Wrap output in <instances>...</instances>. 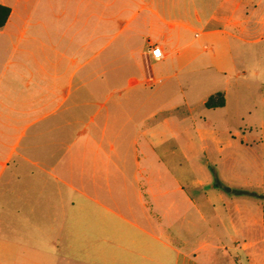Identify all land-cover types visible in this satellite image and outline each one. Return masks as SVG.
<instances>
[{
    "label": "crops",
    "instance_id": "1",
    "mask_svg": "<svg viewBox=\"0 0 264 264\" xmlns=\"http://www.w3.org/2000/svg\"><path fill=\"white\" fill-rule=\"evenodd\" d=\"M245 1L225 0L227 12L213 19L240 26L246 20L240 13ZM153 2L0 0L9 8L0 26V68L5 54L21 51L19 38L28 26L32 38L45 35L41 46L53 53L99 52L125 29L129 36L144 38L138 47L141 61L104 62L81 77L77 75L89 65V57H68L66 66L51 59L39 67L41 75L27 93L14 78L3 81L0 77V177L16 151L15 136L22 123L54 117L44 131L49 169L41 179L49 192L55 187L58 196L52 200L61 207L63 218L21 221V204L36 202L38 175L28 174L29 183L19 191L2 192L13 198L6 201L11 204L4 213L10 238L0 239V264H21V260L22 264H211L209 247L224 246L223 234L237 246L226 224L239 234L263 227L262 205L243 200L242 208L235 207L236 215H230L231 200L219 189L226 180L214 177L210 168L216 163L210 155L222 150L221 138L197 127L168 126L166 117L156 119L168 110L165 103L159 105L152 93L121 92L117 72L106 73L108 67L127 65L135 72L128 77L127 87L148 86V79L156 81L153 62L174 57L177 48L170 49L172 39L164 28L172 29L178 22L151 9ZM39 5L45 22L34 18ZM154 44L163 52L159 60L149 52ZM151 119L156 123L151 125ZM29 148L36 147L31 143ZM20 178L13 176L17 182ZM239 180L240 189L224 186V191L264 199V194L250 190L252 178ZM253 181L261 184V178ZM70 192L68 200L64 196ZM22 226L30 238L39 237L31 229L40 230L49 244L43 249L30 240L23 255ZM250 244L244 242L241 247L248 264H261L258 252L248 251ZM197 250L201 253L194 254Z\"/></svg>",
    "mask_w": 264,
    "mask_h": 264
},
{
    "label": "rangeland",
    "instance_id": "2",
    "mask_svg": "<svg viewBox=\"0 0 264 264\" xmlns=\"http://www.w3.org/2000/svg\"><path fill=\"white\" fill-rule=\"evenodd\" d=\"M37 8L34 18L45 22L43 6ZM150 8L160 12L167 20L178 22L172 29L164 28L172 39L170 49L177 48L174 57L153 62L152 74L156 81L153 83L148 79V86L127 87L128 77L135 73L127 65L108 67L107 75L117 72V88L121 92L152 93L159 105L165 103L168 110L156 119L166 117L168 126L197 127L205 134L211 131L221 138L222 150L212 152L210 157L216 163L210 168L214 177L217 175L220 180H226V183L222 181L219 189L231 200V216L236 215L235 207L242 208L243 200L253 202L252 205H262L264 209L263 197H245L224 191V186L226 189H240L239 179L250 177V190L264 194V0H246L241 4L240 13L246 20L239 22L240 26L236 22L235 27L213 19L227 12L225 0H154ZM243 26L245 31L238 28ZM31 29L28 26L25 35L19 38L21 51L5 54L0 68L2 80L14 78L23 93L32 90L41 75L39 67L46 66L51 59H58L60 64L66 66L68 57L78 55L79 60L89 57V65L77 77L94 71L95 66L104 62L128 64L141 61L138 47L144 38L129 36L127 29L121 30L101 51L84 54L48 52L40 43L46 42L45 35L37 34L32 38ZM216 92L224 94L225 105L205 107L204 100ZM171 105L176 108L170 109ZM53 118L44 117L36 122L23 119L28 124L25 126L24 121L15 136L18 143L16 151L0 177V239L10 238L6 226L9 221L4 216L5 211L11 209V204L6 203L7 198H13L8 193L24 188L29 183L26 176L31 173L39 176L35 182L36 202L21 204V221L45 223L63 219L61 207L53 203L58 196L55 187L49 192L47 182L41 179L49 169L45 164L47 136L44 131ZM154 121L151 119L150 124H155ZM31 143L36 148H29ZM22 154L29 160H24ZM14 175L21 176V181H14ZM260 178L261 184L253 181ZM64 197L71 199V192ZM235 202L238 204H233ZM226 225L228 234L233 235L237 246L234 247L233 240L223 234L224 246L209 247L213 254L211 264H248L246 251L241 250L244 242L251 243L248 251L258 252V260L264 264V225L249 234L233 233L230 224ZM31 231L38 232L39 237L30 238L23 226L20 231L23 255H27L24 246L29 245L30 240L43 249L49 244L40 235V230ZM200 253V250L194 251V254ZM23 262L21 260V264Z\"/></svg>",
    "mask_w": 264,
    "mask_h": 264
},
{
    "label": "trees",
    "instance_id": "3",
    "mask_svg": "<svg viewBox=\"0 0 264 264\" xmlns=\"http://www.w3.org/2000/svg\"><path fill=\"white\" fill-rule=\"evenodd\" d=\"M9 14V8L0 5V26L4 24ZM224 94L222 92H216L211 94L207 100L204 102L205 107H220L224 105Z\"/></svg>",
    "mask_w": 264,
    "mask_h": 264
},
{
    "label": "built area",
    "instance_id": "4",
    "mask_svg": "<svg viewBox=\"0 0 264 264\" xmlns=\"http://www.w3.org/2000/svg\"><path fill=\"white\" fill-rule=\"evenodd\" d=\"M149 52L151 54V56L156 59L159 60L163 57V52L160 46L154 44L149 48Z\"/></svg>",
    "mask_w": 264,
    "mask_h": 264
}]
</instances>
